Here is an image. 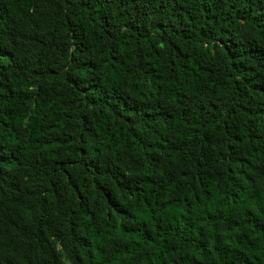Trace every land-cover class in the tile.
<instances>
[{
	"label": "trees",
	"instance_id": "16d2710c",
	"mask_svg": "<svg viewBox=\"0 0 264 264\" xmlns=\"http://www.w3.org/2000/svg\"><path fill=\"white\" fill-rule=\"evenodd\" d=\"M0 264H264V0H0Z\"/></svg>",
	"mask_w": 264,
	"mask_h": 264
}]
</instances>
